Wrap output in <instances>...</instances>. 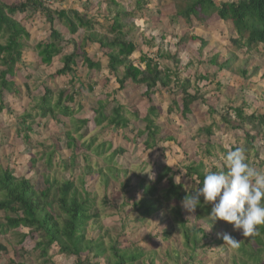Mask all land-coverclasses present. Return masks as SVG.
Masks as SVG:
<instances>
[{"label": "rangeland", "instance_id": "rangeland-1", "mask_svg": "<svg viewBox=\"0 0 264 264\" xmlns=\"http://www.w3.org/2000/svg\"><path fill=\"white\" fill-rule=\"evenodd\" d=\"M236 1L238 0H217V5ZM146 2L147 5L139 10L136 9L137 0H53V4L48 7L51 11L79 10L88 17V20L93 19V30L96 33L109 39L115 37L109 32L114 10L121 7L128 13L135 11V17L126 21L127 26L135 27V30L128 35V39L132 40L136 46L132 56L134 64L144 70L145 65L140 64L143 57L153 60L166 57V59L161 58L162 71L172 77V83L167 89L159 87L152 95L151 103L144 97L145 87H137L128 82L123 90L119 89L118 78L106 69L109 51L101 49L97 44L88 45L85 51L94 62L102 63L101 70L89 72L79 63L73 76L52 79L57 70L63 67L60 59H55L50 66H40V60L36 57L37 53L34 50L39 42L49 41L50 25L42 14L37 15L33 21L30 20V24L27 23L30 39L26 42L24 66H16L14 80L20 93L16 98L6 95L7 107L0 117L2 146L0 166L11 167L17 178L30 180L37 189L44 188V175L60 182L77 181L83 175L86 165L105 168L103 158L90 155L85 150L72 155L67 149L70 121L61 117L58 118L60 122L52 119L46 121L34 119L38 109H36L37 103L33 93L41 94L44 91L43 87H48L51 90L58 88L57 90L66 91L65 95L68 96L74 95L71 107L76 111L80 106L83 107L76 118L89 121L90 130L86 134V139L96 137L95 145L105 141L111 142L113 148L107 152L108 155L121 148L124 153L117 155L113 161L117 163V167L136 175H128L130 187L126 190H122V182L125 179L112 182L105 187L96 175L88 177L86 189L96 198V209L101 213L99 224L103 227V231L99 232L98 225L90 224L88 238L99 233L106 245L112 241L120 244L121 248L155 251L162 264L165 262L171 264L177 254L180 257L186 255L183 253L182 238L179 233L173 232L168 240L165 239L164 233L166 234L172 226V222H169V227L166 225V220L171 219L170 214H166L167 217L157 216L142 221L134 212L132 206L141 198L138 178L155 179V175L162 167H169L173 172L178 170L181 175H184L186 167L192 162L201 160L208 168L215 166L221 169L222 154H219V150L216 149L215 153L212 151V158L206 155L208 139L199 135V130L215 122L214 134L210 138L215 148L223 147L229 150L230 145L236 144L235 135L239 139L237 145L242 144L243 140L240 138L243 137V132L228 134L225 127L219 128L222 124L220 118L229 111L234 121L230 108H238L244 104L251 105L250 109L247 108L248 113L254 111L264 113V45H259L250 52L245 49L237 51L231 43V39H235L236 34L230 22L222 21L214 15L205 22L192 18V22L188 23L183 19H176V9L180 7L178 0H144L143 3ZM109 8L112 13L110 15L107 11ZM58 23L55 22V29L60 31L64 40L66 39L62 45V52L67 55L73 51V45L67 43V39L71 38L79 42L84 29L72 36L68 35L66 28ZM199 39H204L208 43L202 52ZM231 54L237 56L231 72L220 71L218 67L210 64L214 58L222 63L228 60ZM240 69L245 72L244 75L239 72ZM174 74H179L181 80L189 79L190 92L193 93L199 89L205 99V102L199 101L192 106V114L188 120L182 118L174 105V103L182 104L180 85L175 82ZM200 77L207 79L196 80ZM80 84L84 87L80 88ZM101 98L107 99L105 100L107 114L119 104L130 113L137 114L138 118L136 119L130 113L127 114L131 121L129 128L116 134H112L111 131L103 128L104 126L95 128L93 109L97 107V101ZM150 106L159 110V116L154 118V122L161 127L165 136H171L174 139L169 143L157 141V146L153 150L146 149L144 145L146 135H142L146 126L143 119ZM210 107L217 113L212 115L209 112ZM170 109L172 113L169 112ZM31 119H34V122ZM28 127L30 131L26 130ZM25 133L28 140L25 138ZM136 135L138 137H135ZM256 147L259 151L258 158L250 159V162L255 167L264 169V133L259 136ZM54 148L56 154L49 166L46 152ZM102 151H107V146ZM214 155L218 158H214ZM85 156L89 157L87 161ZM260 163L263 165L260 166ZM176 181H182L180 175L176 176ZM175 206L180 205L174 202L171 206H165V211ZM205 229L208 233H212L211 230L215 229V233L220 235L228 233L237 237L241 234L233 227L227 228L221 224L213 228L205 226ZM22 232L28 233V230H22ZM37 239L36 237L28 238L22 246H18V239L13 235L5 237L0 235V245L8 249V255L0 252V264H9L10 260L18 261L14 254L21 255L20 248L28 253V256L24 258L25 262L43 264L33 251ZM222 248L223 246H213L206 249L204 254H199L195 262L197 264H230L229 256ZM56 251L54 248L50 250L53 263H75L72 258L57 256ZM170 252L172 260L167 257ZM97 262L108 264L103 259Z\"/></svg>", "mask_w": 264, "mask_h": 264}, {"label": "trees", "instance_id": "trees-1", "mask_svg": "<svg viewBox=\"0 0 264 264\" xmlns=\"http://www.w3.org/2000/svg\"><path fill=\"white\" fill-rule=\"evenodd\" d=\"M143 2L144 0H137L136 9H143L147 5V2ZM178 2L180 7L176 9V19H183L185 22L191 23L192 18H195L205 22L217 15L220 20L230 22L236 34V38L231 39V43L237 51L245 49L250 52L259 45H264V0H238L220 5H217V0H178ZM107 11L109 15L112 14L111 8ZM113 13L109 32L115 37L109 39L96 33L93 30V19L88 20V17L79 10L51 11L49 7L37 0H0V117L7 107L6 95L16 98L20 93L14 81L16 66H24L26 42L30 39L27 23L30 24V20L33 21L39 14L44 15L50 25L49 41L39 42L34 49L37 53L36 57L40 60V66H50L55 59H60L63 65L52 79L73 76L79 63L89 72L101 70L102 63L94 62L85 51V47L88 45L97 44L101 49L109 51L106 69L111 75L118 78L119 89L123 90L128 82L137 87H145L144 97L149 103L159 87L167 89L172 83V77L162 71L160 63L166 57H161L162 59L158 60L143 57L140 64L145 65L144 70L135 65L132 60L136 46L132 40L128 39V35L135 30V27L127 26L126 21L135 17L136 12L128 13L124 8L118 7ZM55 22H59L66 28L68 35L72 36L84 29V34L79 42L71 38L67 39V43L73 45V51L70 54L64 55L62 52V45L66 39L64 40L60 31L55 29ZM125 29L126 31H124ZM199 41L202 52L208 43L204 39H199ZM236 60L237 56L231 54L229 59L222 63L214 58L210 64L218 67L220 71L231 72L233 62ZM239 72L245 74L242 69ZM174 77L176 78L175 82L180 85L179 92L182 95V104L174 103V105L181 113L182 118L188 120L192 114V106L199 101L205 102V99L199 89L193 93L190 92L189 79L181 80L179 74H174ZM200 79L206 80L207 78H196L199 81ZM70 82L72 83L73 79ZM83 87L84 85L80 84V88ZM43 89L41 94L33 93L37 103L36 109H38L34 119L45 121L52 119L56 122H60L59 117L67 119L71 125L67 135V149L71 154L76 155L79 151L85 150L90 155L103 158L106 167L98 168L91 167L90 164L86 165L83 175L77 181L60 182L56 179L51 180L44 175V188L37 189L30 180L17 178L11 167L0 166V235L4 237L13 235L18 239V246H22L28 238H38L33 251L43 264H55L52 255H50V250L53 248L57 250V256L74 259V264H99L97 261L101 259L106 260L108 264H162L155 251L146 252L139 248H121L120 244L112 241L106 245L99 233L88 238V229L92 223L99 226V232L103 231V227L99 224L101 213L96 209V198L86 189L88 177L96 175L105 187H108L112 182L125 179L122 182V190H126L130 187L128 175H135V173L130 174L128 170L117 167V163L113 161L117 155L124 153L121 148L108 155L107 152L113 148L111 142L105 141L95 145L96 137L86 139V134L90 130L89 121L76 118L83 107L80 106L77 111L71 107L74 95H65L66 91L57 90L58 88L51 90L48 87H43ZM91 90H93L92 87ZM105 100L107 99H98L97 107L93 109L95 128L104 126L103 128L108 129L112 134L128 129L131 121L127 114L130 111L117 104L107 114ZM247 108L250 109L251 105L244 104L238 108H230L234 121H232V115L227 111V114L221 115L222 124L219 128L225 127L228 134L237 131L243 132V137L240 138L243 140L242 144L237 145L239 139L235 135L236 144L230 145L229 150H234L237 147L245 148L248 161L251 163L250 159L258 158L259 151L256 144L259 136L264 133V113H257V111L248 113ZM169 112L172 113V109ZM209 112L212 115L217 113L211 107ZM132 115L136 119L138 118L137 114L133 113ZM158 116L159 110L150 106L143 119L146 126L142 135H146L144 145L148 150L156 148L157 141L164 143L174 141L171 136H165L161 127L154 122V118ZM34 119L31 120L34 122ZM215 124L212 122V125L199 130V135L208 139L206 155L210 158L216 149L222 155L229 151L223 147L215 148L210 141L214 134ZM26 130L30 131L31 129L28 127ZM25 138L28 140L27 135ZM78 143L81 144L77 145ZM106 146L107 151H102ZM55 154V148L47 150L49 166L52 164ZM85 158L87 161L89 157L85 156ZM214 158L218 157L214 155ZM261 165L263 163H260ZM221 166V169L215 166L208 168L201 160L192 162L186 167L184 175H181L178 170L173 172L169 167H162L155 175V179L138 178L141 198L133 204L134 212L142 221L157 216L163 218L167 217L166 214H170L171 219L166 220L165 218V220L168 227L169 222H172V226L166 234L164 233V237L168 240L173 232H177L182 238L183 253L187 257L186 255L180 257L177 254L171 264H197L195 259L199 257V254H204L206 249L213 246H223L222 250L229 256L230 264H264V226H261L259 234L254 236L244 237L240 234L236 237L232 235L240 242L239 247L225 245L224 234L215 233V229L211 230L212 233H208L205 229V226L213 228L218 224L227 228L233 227L224 221L212 223L209 220L211 204H204L203 198H201L202 206L197 207L195 212L184 210L181 205L184 197L190 194L185 191V185H191V190H195L202 185L207 170L226 171L223 161H221ZM177 175L181 176L182 181H176ZM174 202L179 203L180 206L169 207L167 208L169 211H165V206H171ZM22 230H28V233H23ZM20 251L21 255L14 254L18 261L10 260L9 264H29L24 259L28 253L23 248H20ZM0 252L8 255V249L4 245H0ZM167 257L172 260L171 252L167 254ZM165 264L169 263L165 262Z\"/></svg>", "mask_w": 264, "mask_h": 264}, {"label": "clouds", "instance_id": "clouds-1", "mask_svg": "<svg viewBox=\"0 0 264 264\" xmlns=\"http://www.w3.org/2000/svg\"><path fill=\"white\" fill-rule=\"evenodd\" d=\"M226 171L207 170L202 185L191 190L185 185L186 195L181 202L183 208L195 212L201 205L211 204L209 220L224 221L240 231L244 237L259 234L264 226V169L249 163L246 149L237 147L222 155ZM224 243L239 247L231 234L225 233Z\"/></svg>", "mask_w": 264, "mask_h": 264}, {"label": "built area", "instance_id": "built-area-1", "mask_svg": "<svg viewBox=\"0 0 264 264\" xmlns=\"http://www.w3.org/2000/svg\"><path fill=\"white\" fill-rule=\"evenodd\" d=\"M37 1L42 2L47 7L53 4V0H37Z\"/></svg>", "mask_w": 264, "mask_h": 264}]
</instances>
